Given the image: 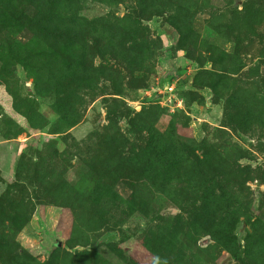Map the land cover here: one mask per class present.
<instances>
[{"label": "rangeland", "instance_id": "rangeland-1", "mask_svg": "<svg viewBox=\"0 0 264 264\" xmlns=\"http://www.w3.org/2000/svg\"><path fill=\"white\" fill-rule=\"evenodd\" d=\"M0 264H264V0H0Z\"/></svg>", "mask_w": 264, "mask_h": 264}, {"label": "trees", "instance_id": "trees-1", "mask_svg": "<svg viewBox=\"0 0 264 264\" xmlns=\"http://www.w3.org/2000/svg\"><path fill=\"white\" fill-rule=\"evenodd\" d=\"M52 244H58V242H57V241H55V240H53V241H52Z\"/></svg>", "mask_w": 264, "mask_h": 264}]
</instances>
